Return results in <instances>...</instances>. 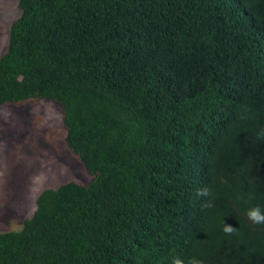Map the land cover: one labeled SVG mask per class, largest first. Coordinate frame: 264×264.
Masks as SVG:
<instances>
[{
	"label": "trees",
	"instance_id": "16d2710c",
	"mask_svg": "<svg viewBox=\"0 0 264 264\" xmlns=\"http://www.w3.org/2000/svg\"><path fill=\"white\" fill-rule=\"evenodd\" d=\"M17 2L0 106L57 101L91 179L45 187L0 264H264V0Z\"/></svg>",
	"mask_w": 264,
	"mask_h": 264
},
{
	"label": "rangeland",
	"instance_id": "374dc122",
	"mask_svg": "<svg viewBox=\"0 0 264 264\" xmlns=\"http://www.w3.org/2000/svg\"><path fill=\"white\" fill-rule=\"evenodd\" d=\"M19 13L17 0H0V55ZM65 136L57 101L31 99L0 106V232L22 228L45 187L91 179Z\"/></svg>",
	"mask_w": 264,
	"mask_h": 264
},
{
	"label": "clouds",
	"instance_id": "9594fccd",
	"mask_svg": "<svg viewBox=\"0 0 264 264\" xmlns=\"http://www.w3.org/2000/svg\"><path fill=\"white\" fill-rule=\"evenodd\" d=\"M198 194L201 195H206L207 192L206 191H202ZM247 216L249 218V220H251L254 224H264V214H261L260 209L258 207L253 208L252 210L247 212ZM236 230V228L230 226V225H226L224 227V232L227 234H232L234 231ZM173 264H183V261L180 260L179 258L175 259ZM191 264H199V262L193 260L191 261Z\"/></svg>",
	"mask_w": 264,
	"mask_h": 264
},
{
	"label": "flooded vegetation",
	"instance_id": "af4514ba",
	"mask_svg": "<svg viewBox=\"0 0 264 264\" xmlns=\"http://www.w3.org/2000/svg\"><path fill=\"white\" fill-rule=\"evenodd\" d=\"M64 123V122H63ZM65 126V125H64Z\"/></svg>",
	"mask_w": 264,
	"mask_h": 264
}]
</instances>
